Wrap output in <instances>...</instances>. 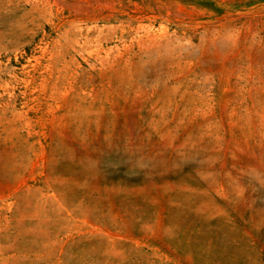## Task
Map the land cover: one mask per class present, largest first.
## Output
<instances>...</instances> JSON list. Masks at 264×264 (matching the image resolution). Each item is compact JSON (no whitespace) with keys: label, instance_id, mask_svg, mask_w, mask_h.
Wrapping results in <instances>:
<instances>
[{"label":"rangeland","instance_id":"obj_1","mask_svg":"<svg viewBox=\"0 0 264 264\" xmlns=\"http://www.w3.org/2000/svg\"><path fill=\"white\" fill-rule=\"evenodd\" d=\"M0 264H264V0H0Z\"/></svg>","mask_w":264,"mask_h":264}]
</instances>
